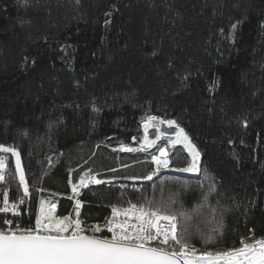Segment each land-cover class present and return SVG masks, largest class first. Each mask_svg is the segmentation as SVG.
<instances>
[{
	"label": "trees",
	"instance_id": "trees-1",
	"mask_svg": "<svg viewBox=\"0 0 264 264\" xmlns=\"http://www.w3.org/2000/svg\"><path fill=\"white\" fill-rule=\"evenodd\" d=\"M262 22L264 0H0V143L18 147L34 193L17 220L34 226L41 197L58 215L71 213L70 169L75 183L91 168L98 178L120 179L82 189L87 225H103L111 203L147 197L176 199L174 207L192 214L193 232L207 229L193 209L201 185L215 182L219 196L209 199L231 209L215 247L239 246L251 233L264 238ZM146 113L185 129L201 152L199 175L123 179L155 167L149 153L112 151L138 145ZM185 157L172 156V166H187ZM6 186L11 199L22 195L18 178L0 192Z\"/></svg>",
	"mask_w": 264,
	"mask_h": 264
},
{
	"label": "snow or ice",
	"instance_id": "snow-or-ice-1",
	"mask_svg": "<svg viewBox=\"0 0 264 264\" xmlns=\"http://www.w3.org/2000/svg\"><path fill=\"white\" fill-rule=\"evenodd\" d=\"M240 23L237 21L231 25L233 37ZM261 28L264 29V22L261 23ZM93 111L99 112L100 109L93 106ZM141 125L144 135L136 147L121 142L112 151L149 153L150 163L155 167L143 177L125 176L123 179L152 181L161 171L197 175L201 173V152L176 120L162 119L146 113ZM164 125L174 131L169 133L162 130L161 126ZM243 127H248L247 121L243 122ZM149 128L156 130L154 139H149ZM21 134L27 135V131ZM162 139L166 140V144L158 145V141ZM132 140L137 142L136 137ZM177 145L182 148L176 149ZM153 148L156 152H150ZM179 152L187 153V166H172L171 157ZM9 153L15 158L14 173L9 171ZM75 171L76 169H70L69 172L72 195L68 199L74 201L71 213L58 215L57 204L50 198L41 197L34 226L31 223L22 226L19 220L0 218V264H264V238H256L251 230L250 235L239 240V246L224 249L215 247L223 242L226 231L225 214L231 211L222 209L219 199L215 204L209 199L219 196L215 182L201 185L202 200L193 209L209 225L207 229L193 232L189 225L192 214L182 203L179 208L174 207L176 199L156 202L147 197L139 203L131 199L111 203L108 205L111 209L110 216L105 218L103 225H87L81 214L84 202L79 197L85 194L82 189L91 190L90 185H111L113 180L120 177L98 178L101 174L94 173L89 168L74 183L71 174ZM110 171L116 172L118 169L112 168ZM17 178L22 195L18 194L17 199L10 202L6 186L3 189L0 213H11L18 218L23 211L21 205H27L28 198L34 193L30 192L18 147L0 143V184L9 185L10 181ZM133 188L139 191L135 185ZM36 191L42 192L44 189ZM244 215L247 217V210ZM107 233L111 235L108 236ZM194 239L199 240L200 247L193 242Z\"/></svg>",
	"mask_w": 264,
	"mask_h": 264
},
{
	"label": "built area",
	"instance_id": "built-area-1",
	"mask_svg": "<svg viewBox=\"0 0 264 264\" xmlns=\"http://www.w3.org/2000/svg\"><path fill=\"white\" fill-rule=\"evenodd\" d=\"M40 193H42V192H44V191H39ZM17 199V198H16ZM15 199V200H16ZM2 200H3V192H0V207H2L3 205H2ZM9 200H10V202H13L14 200L13 199H11V196L9 195ZM39 200H40V198H39ZM73 203H74V201H73ZM23 206L24 205H21V208H23ZM38 209H39V204H38ZM38 209H37V212H38ZM72 212V211H71ZM111 212V211H110ZM81 213H82V209H81ZM21 216H22V212H21V215H20V217H14V216H12L11 215V213H8V214H4V213H0V218H4V217H6V218H11V219H13L14 221H16L17 219H19V218H21ZM109 216H110V214H109ZM109 236L111 235L110 233H107Z\"/></svg>",
	"mask_w": 264,
	"mask_h": 264
},
{
	"label": "rangeland",
	"instance_id": "rangeland-1",
	"mask_svg": "<svg viewBox=\"0 0 264 264\" xmlns=\"http://www.w3.org/2000/svg\"><path fill=\"white\" fill-rule=\"evenodd\" d=\"M161 129H162V130H165V131H167V132H169V133L172 132V131H174L173 129H167V126H166V125L161 126ZM155 133H156V130H155V129H153V128H149V139H154V138H155ZM160 141L166 143V140H163V139H162V140H160ZM160 141H158V144H159ZM180 148H182L181 145H177V146H176V149H180ZM153 149H155V148H153ZM153 149H150V151L153 150ZM173 151H175V150H173ZM180 153H182V152H179L178 154H176V156L179 155ZM188 174H190V173H188ZM193 175H196V174H193Z\"/></svg>",
	"mask_w": 264,
	"mask_h": 264
}]
</instances>
